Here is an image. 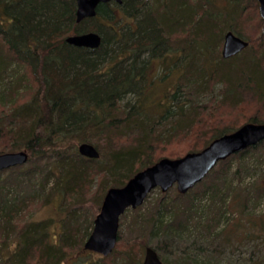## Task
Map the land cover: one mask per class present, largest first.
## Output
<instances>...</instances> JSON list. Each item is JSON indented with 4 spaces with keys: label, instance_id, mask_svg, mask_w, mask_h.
<instances>
[{
    "label": "trees",
    "instance_id": "obj_1",
    "mask_svg": "<svg viewBox=\"0 0 264 264\" xmlns=\"http://www.w3.org/2000/svg\"><path fill=\"white\" fill-rule=\"evenodd\" d=\"M244 2L108 1L97 5L94 16L76 22L75 0H0V106L15 104L20 88L37 85L30 100L11 114H0V136L7 137L9 151L26 148L29 154L24 164L0 170V264H59L84 251L93 218L82 205L93 178L101 176L93 199L98 208L108 187L123 185L164 156L155 152L157 145L196 138L207 129L200 117L208 109L201 102L216 92L218 82L226 98H239L242 92L264 98V28L254 50L238 17L250 6L256 12L257 0L249 7ZM89 30L101 35L96 48L65 41L69 34ZM227 30L249 44L224 59L219 45ZM183 37L188 40H176ZM24 65L28 69L21 72ZM175 70L179 74L164 97L148 98V89ZM237 127L214 130L188 151ZM132 134L137 139L128 144ZM83 141L93 142L97 158L79 154L77 145ZM261 154L263 158L264 139L219 161L196 184L201 196L194 187L184 194L173 190L148 211H136L131 229L149 237L139 246L133 242L115 259L108 255L83 261L79 254L71 264H140L148 245L163 264H216L211 256L219 255L229 239L222 223L231 205L246 216L252 213L250 199L255 206L264 198ZM255 167L252 193L236 189L239 172ZM52 197L59 199L61 229L54 233L59 243L50 239L53 219L21 223L30 202ZM258 218L264 221V211ZM255 237L264 247V234ZM249 263L264 264V256L251 255Z\"/></svg>",
    "mask_w": 264,
    "mask_h": 264
},
{
    "label": "rangeland",
    "instance_id": "obj_2",
    "mask_svg": "<svg viewBox=\"0 0 264 264\" xmlns=\"http://www.w3.org/2000/svg\"><path fill=\"white\" fill-rule=\"evenodd\" d=\"M246 2V6L253 5L255 0H244ZM244 2V3H245ZM248 2V3H247ZM247 9V8H246ZM238 24L239 28L241 29L243 35L248 37L252 41L253 49H257V44L260 40L259 36H261V32L264 28V18H261L259 14L258 9V2L256 7V12L254 11V8L250 6L247 11L243 12L241 16L238 17ZM224 35V33H223ZM178 42H184L188 39L186 37L176 39ZM174 40V42L176 41ZM223 44V37L222 41L219 45V53L221 55V49ZM3 53L5 54V50L3 49ZM10 56V55H9ZM8 56V57H9ZM157 62L153 61L152 66H156ZM25 69H28L27 66L24 65V67H20L21 72H24ZM177 74H179L178 71H174L172 77H167L163 82L161 83L156 82L151 88L148 89L149 97L152 101L156 99H162L164 97V92L169 89L172 86L173 80H176ZM29 77V75H27ZM27 84V81H26ZM223 87L222 82H218L216 84V92L208 98L206 97L203 99L201 106L204 105L208 111L201 114L200 120H205L206 126L204 128H207L205 130H202L196 138L193 136L191 139L188 137H182L178 138L174 142H171L169 144L160 143L157 145L155 152L157 154H161L164 156H169L170 158H175L176 156L183 155L186 151H188L191 147H199L200 141L204 138L205 135L209 134L210 132L221 129L224 126H240L244 122H247V120L251 117H256L257 119H264V98L257 99L255 95L248 94L245 92H242L241 94L238 93V97L234 95L233 97L226 98L222 93L219 92V90ZM26 90L23 88H20L19 94L16 98L17 102L14 104H6L3 107L0 106V114L1 113H8L11 114L14 107H16L18 104H23L24 102L30 100V98L33 96L35 91L37 90V85L33 83L31 88L25 87ZM2 90V85H0V91ZM239 91V90H238ZM3 95V94H2ZM235 99L237 102L235 104L230 103V100ZM7 137L0 136V152L9 151L8 143L9 141L6 139ZM137 139V135L132 134L130 135V138L128 139L132 143L128 144H134ZM127 140V142H128ZM93 143V142H92ZM195 145V146H194ZM26 149V148H22ZM102 150V148H99ZM19 150V149H18ZM198 150V149H197ZM16 151V150H13ZM263 154H261L260 159L263 162L262 166L264 167V157L261 158ZM233 164L235 166L239 165V162L236 163V160L233 161ZM261 166V167H262ZM262 167V168H263ZM257 167H255V170H243L242 175L241 172H239L238 180L236 182V179L234 180L237 185H234L236 189H245V192L252 193L251 188L249 187L251 183L255 180L256 174H257ZM241 171V170H240ZM96 175L92 182L87 186L88 190L86 191V200L87 204L85 206L82 205L84 208V212L88 213L89 216L92 215L91 219L94 220V217L98 213L100 209V205L102 202H100V205L97 208V203L93 202L94 196L97 195L98 188L100 187V181L101 176ZM235 182L233 184H235ZM7 186V185H6ZM110 186V185H108ZM195 189V192L199 193L200 186L199 184L196 186H193ZM192 187V188H193ZM173 190H176L175 185L169 188L167 191L162 192L159 187L153 188L143 203L135 208H127L126 211L120 216L119 218V227H118V238L116 245L114 247V250L108 255H112L113 258H118L122 252L131 245L137 244L133 247L139 246L138 243L143 240H148V234L144 233H137L136 231L132 230V219L134 214H136V211H140L141 213H144L148 211L154 203L161 197L164 196V194H168L169 192H172ZM178 193V192H177ZM104 195V194H103ZM202 194L199 193V196ZM204 197V196H203ZM202 197V198H203ZM103 198V196H102ZM95 200V199H94ZM205 201V198L202 200L201 203ZM254 199L251 198L249 201V208L252 209L251 214H243L240 212L239 206H232L230 207L232 212H229L228 219H225L222 223L223 228L225 229V232L229 239L227 242H222V247H219V255H213L211 256L212 259H214L216 264H250L249 258L251 255H254V257H263L264 256V247L260 243V240L255 236L263 235L264 234V221L262 223L259 222L258 216L261 215L264 211V198L263 199H257V204L254 206L253 203ZM59 199L56 197L50 198L48 202H44V198L39 201L30 202L28 208L25 209L24 219H21V223L26 221L27 219H34V220H40V219H53L50 224V232L51 237L50 239L54 242H58V236H54V233L56 231H59L61 229V221L60 217L61 214L59 212ZM248 208V210H249ZM251 216V217H250ZM255 221H253V218ZM93 226V221H92ZM92 230V228H91ZM91 232V231H90ZM253 233L252 235L247 236L248 234ZM229 234V235H228ZM142 236V237H140ZM226 237V236H224ZM231 237V238H230ZM255 238V239H254ZM86 240V239H85ZM83 241V244L85 242ZM134 242V243H133ZM80 254V258L78 260H97L99 257H103L100 253L91 251V250H84L76 253V255ZM76 255H71L66 258V260L60 262L59 264H71L76 257ZM106 255V256H108ZM105 257V256H104ZM140 264L143 259V254L141 257H139Z\"/></svg>",
    "mask_w": 264,
    "mask_h": 264
},
{
    "label": "water",
    "instance_id": "obj_3",
    "mask_svg": "<svg viewBox=\"0 0 264 264\" xmlns=\"http://www.w3.org/2000/svg\"><path fill=\"white\" fill-rule=\"evenodd\" d=\"M122 0H75V21L92 17L96 14L99 3ZM258 1L259 14L264 18V0ZM65 41L89 48H96L101 43V35L96 31L73 33L65 37ZM249 41L232 30L225 31L221 56L229 58L243 50ZM264 139V122L247 121L236 129L211 139L199 150L170 158L160 157L152 164L139 169L121 186H110L105 191L100 209L93 220L90 234L83 248L106 256L114 249L118 238L119 217L129 207L135 208L142 204L149 192L159 187L162 192L175 185L180 194L186 193L201 181L211 169L231 154L242 151ZM79 154L88 158H97L98 149L89 142L77 145ZM28 151L0 152V170L24 164L28 159ZM141 264H163L156 250L145 246Z\"/></svg>",
    "mask_w": 264,
    "mask_h": 264
},
{
    "label": "bare ground",
    "instance_id": "obj_4",
    "mask_svg": "<svg viewBox=\"0 0 264 264\" xmlns=\"http://www.w3.org/2000/svg\"><path fill=\"white\" fill-rule=\"evenodd\" d=\"M92 31H94V30H92Z\"/></svg>",
    "mask_w": 264,
    "mask_h": 264
}]
</instances>
